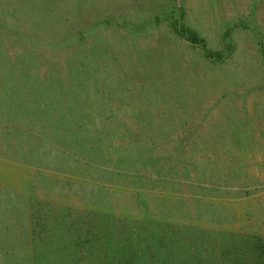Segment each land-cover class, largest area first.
Returning a JSON list of instances; mask_svg holds the SVG:
<instances>
[{"label": "rangeland", "instance_id": "374dc122", "mask_svg": "<svg viewBox=\"0 0 264 264\" xmlns=\"http://www.w3.org/2000/svg\"><path fill=\"white\" fill-rule=\"evenodd\" d=\"M0 264H264V0H0Z\"/></svg>", "mask_w": 264, "mask_h": 264}, {"label": "trees", "instance_id": "16d2710c", "mask_svg": "<svg viewBox=\"0 0 264 264\" xmlns=\"http://www.w3.org/2000/svg\"><path fill=\"white\" fill-rule=\"evenodd\" d=\"M184 34V33H183ZM191 43H193V44H200V42L201 41H199L198 40V38H197V35H195V34H192V35H190V37L189 38H187ZM207 55H208V57H210L211 56V54H209V53H207Z\"/></svg>", "mask_w": 264, "mask_h": 264}, {"label": "crops", "instance_id": "0c3cea01", "mask_svg": "<svg viewBox=\"0 0 264 264\" xmlns=\"http://www.w3.org/2000/svg\"><path fill=\"white\" fill-rule=\"evenodd\" d=\"M260 139H262V136L260 137Z\"/></svg>", "mask_w": 264, "mask_h": 264}]
</instances>
